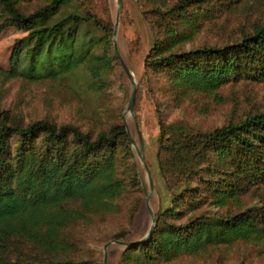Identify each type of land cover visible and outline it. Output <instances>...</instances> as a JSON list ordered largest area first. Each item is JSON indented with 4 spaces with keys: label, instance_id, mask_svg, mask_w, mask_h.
I'll return each mask as SVG.
<instances>
[{
    "label": "rangeland",
    "instance_id": "rangeland-1",
    "mask_svg": "<svg viewBox=\"0 0 264 264\" xmlns=\"http://www.w3.org/2000/svg\"><path fill=\"white\" fill-rule=\"evenodd\" d=\"M16 1L20 11L30 13L47 0ZM175 2L70 0L52 20L68 13L88 16L87 21L71 25L76 32V46L79 51L87 49L88 60L54 80L37 81L6 77L14 45L27 31L3 26L5 14L0 10V113L7 121L25 125L46 119L57 125H74L93 135L114 126L125 130L126 140L125 136L120 137L114 172L122 185L111 208L109 205L105 212L88 215L85 220H76L63 228L62 236L70 242L71 250L56 254V259L69 258L84 264H104V260L105 264H264V231L257 239L208 245L168 261L146 260L134 249L124 259L123 253L130 246L115 242L145 240L152 226L151 213L154 228L158 213L171 205V193L180 192L185 186V178L178 179L171 159L161 155L162 146L168 143L165 136L180 139L188 133H208L264 111V78L245 74L212 91L175 90L165 71H146L144 61L153 44L164 39L169 28H176L180 34L173 50L222 47L240 41L253 32L256 24L264 23V0L200 1L183 11L190 16L197 14L198 26L193 31L178 19L162 18L154 12ZM185 32L191 33L188 39L182 36ZM118 56L130 70L133 84ZM99 58H107L109 63L102 64ZM133 86L135 97L132 109L128 110ZM236 150L234 147L230 157L224 159L210 154L211 175L200 172V179L191 177L200 196L205 192L207 178H224L237 184L235 199L222 206L207 200L199 203L197 209L182 207L172 222L179 224L200 215L217 218L248 210L264 218V147H260L258 159H253L254 163L247 161L248 165ZM166 165L169 167L165 168ZM185 199L187 204L189 199ZM10 248L11 261L36 254V260L46 264L52 257L46 251L37 252L24 238L14 240Z\"/></svg>",
    "mask_w": 264,
    "mask_h": 264
},
{
    "label": "trees",
    "instance_id": "trees-1",
    "mask_svg": "<svg viewBox=\"0 0 264 264\" xmlns=\"http://www.w3.org/2000/svg\"><path fill=\"white\" fill-rule=\"evenodd\" d=\"M200 1L206 0H176L166 9L154 12L162 18L178 19L193 31L198 26L197 14L190 16L183 11ZM69 2L47 0L36 10L24 13L16 0H0V10L5 14L3 26L27 31L14 45L6 77L54 80L88 60L87 49L78 50L76 32L71 26L87 21L88 16L68 13L52 20ZM190 34L185 32L182 36L188 39ZM178 35L176 28L167 29L165 38L153 44L144 60L146 71H165L173 89L212 91L245 74L264 78V23L256 24L253 32L240 41L222 47L173 50ZM100 62L109 63L107 58ZM124 134L123 127L114 126L93 135L74 125H57L46 119L25 125L10 123L0 113V264H41L36 254L11 261L10 246L22 238L37 252L46 251L54 256L53 259L49 256L46 264H84L55 258L56 254L71 250L62 230L76 220L105 212L109 205L111 208V201L122 185L114 172L120 137ZM165 139L168 143L162 146L161 155L168 156V161L171 159L178 179L185 178V186L182 191L171 193V205L158 213L151 234L137 244L132 242L123 253L124 259L134 249L146 260L168 261L180 254L196 253L208 245L263 235L264 218L251 210L217 218L200 215L179 224L171 220L178 217L182 207L197 209L199 203L207 200L222 206L235 199L237 184L224 178L218 181L207 178L205 192L200 196L191 177L200 179V172L211 175L209 155L224 159L230 157L234 147L245 157L246 165L249 160L254 163L260 147H264V111L208 133H188L180 139L165 136ZM184 195L189 199L187 204Z\"/></svg>",
    "mask_w": 264,
    "mask_h": 264
},
{
    "label": "water",
    "instance_id": "water-1",
    "mask_svg": "<svg viewBox=\"0 0 264 264\" xmlns=\"http://www.w3.org/2000/svg\"><path fill=\"white\" fill-rule=\"evenodd\" d=\"M118 3H120V0H118ZM119 57V60H120V63L122 64V66H123V69H124V71H125V73L127 74V76H128V78L131 80V82H132V84L134 83V81H133V78H132V74H131V72H130V70L128 69V67L126 66V64L124 63V61L122 60V58L120 57V56H118ZM134 97H135V88H134V86H133V91H132V94H131V98H130V101H129V104H128V107H127V109L128 110H131L132 109V105H133V101H134ZM129 140L131 141V142H133V140L129 137ZM140 145H141V147H142V139H141V137H140ZM151 217H152V226L150 227V229H149V231H148V233H147V236H149L150 234H151V232H152V227H153V223H154V215L151 213ZM146 236V237H147ZM144 239H141V240H138V241H135V242H133L134 244H137L138 242H141V241H143ZM115 242H117V243H119V244H122V245H130L131 244V242H128V241H115ZM108 244H106V246H107ZM106 262H105V260H104V264H105Z\"/></svg>",
    "mask_w": 264,
    "mask_h": 264
}]
</instances>
